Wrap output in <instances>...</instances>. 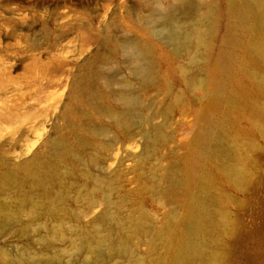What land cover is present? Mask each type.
<instances>
[{
	"label": "rangeland",
	"instance_id": "374dc122",
	"mask_svg": "<svg viewBox=\"0 0 264 264\" xmlns=\"http://www.w3.org/2000/svg\"><path fill=\"white\" fill-rule=\"evenodd\" d=\"M16 1L27 17L0 34L16 82L0 98V264H264V63L255 83L254 35L231 30L226 0H38L36 24L35 0ZM209 4L217 81L163 23L193 27Z\"/></svg>",
	"mask_w": 264,
	"mask_h": 264
},
{
	"label": "bare ground",
	"instance_id": "6f19581e",
	"mask_svg": "<svg viewBox=\"0 0 264 264\" xmlns=\"http://www.w3.org/2000/svg\"><path fill=\"white\" fill-rule=\"evenodd\" d=\"M29 1L33 2L34 0H29ZM37 1L38 0H35V2L31 3L27 7V10L29 11L30 14V18L34 20V24L37 23V14L36 12H32V11H36L35 8H37ZM226 4L228 9V14L232 20L231 24L229 22L231 30H233L232 26L235 27L238 26L241 28L249 29L250 31H252L254 35V39H251L250 41L247 42V48H246L247 53L243 58V66L245 72L250 74L252 80L255 83H259L261 76L259 75L256 66L259 63L262 62L264 63V2L258 0H226ZM208 6L209 7H207L208 9L206 13L203 15V17H201L200 20L198 19L197 23L196 20L194 21L196 24L193 27H187V26L184 27L185 25L183 22L182 23L184 26H182L180 23L176 24L177 22L175 23L174 21L175 19L173 16L174 14L169 13V11L168 14H165V16L163 17L165 20V21L163 20L164 21L163 23L169 26L167 31L165 29L166 31L165 36L167 40L175 46L178 52L182 49L186 51L192 50V52H194L193 53L194 65L197 68L199 67V69L203 72L204 75L206 74L208 75V77L212 75L214 77V81H217L216 79L221 67H220V62L214 60L213 53H214L215 42L218 39L220 15H218L215 7H213L210 4ZM180 8H184L183 4L182 6H180ZM0 10L6 12V15L0 14V18L2 20V24H0V34L2 32H14V29L12 28L8 29L10 28V25L15 21L19 22V20H22L23 18L27 17L24 16L26 15L25 6L18 3L16 0H0ZM178 11L180 10L175 11V13L176 12L178 13ZM234 36L235 33H232L231 35L230 34L226 35L225 36V41H227L226 43L228 44L237 43L238 41L233 40ZM135 55L136 56L134 57L138 62L137 64L138 66L134 68L133 72H135L137 76L143 77L145 80L151 79L153 76V71L150 66L151 64L150 65L148 64L144 54L137 53ZM227 58L229 59L228 51L223 52L222 59L226 60ZM189 61L191 62V60ZM13 64L14 63L12 60H10V57H8L7 54H5V49L0 46V98L4 97L5 94L3 91L4 89H6L8 86H11L13 83L16 84V82H14L13 76L11 75V71H10V67H12ZM251 66H254V68L251 69ZM198 74L200 75V78L196 80V84L197 86L202 87L208 92L207 94L209 98L208 105L212 107L217 100V96L215 93L216 91L214 92V90L211 87H209V81L207 76L201 75L199 72ZM187 79L188 77L186 76L185 80ZM260 82H262V80ZM128 97L130 98V96ZM130 103L135 104V100L130 98ZM29 106H31V104H29ZM160 134L161 133L155 135V138L158 139L161 136ZM152 139H154V137ZM231 175L234 176L236 180H239L242 177L241 168L233 169V173ZM168 181H169V187H176L182 183V179H180L177 176L173 177L172 175L168 176ZM135 221L136 223H139L140 219L138 218V220ZM168 233H169L168 227L157 228L156 230V234L158 237H160V240L162 242H164L165 239L168 237ZM110 241H113L112 235L110 237H106L103 241V244L104 243L110 244ZM120 249H122L123 251L127 250V246L124 242L120 243ZM97 253L98 251L96 252V254ZM216 264H220L219 259Z\"/></svg>",
	"mask_w": 264,
	"mask_h": 264
}]
</instances>
